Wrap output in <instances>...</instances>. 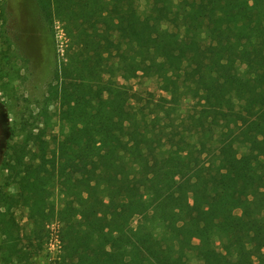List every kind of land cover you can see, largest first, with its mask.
Returning a JSON list of instances; mask_svg holds the SVG:
<instances>
[{"label":"trees","instance_id":"1","mask_svg":"<svg viewBox=\"0 0 264 264\" xmlns=\"http://www.w3.org/2000/svg\"><path fill=\"white\" fill-rule=\"evenodd\" d=\"M140 1L37 0L66 39L43 100L61 137L51 150L37 117L23 124L7 211L21 199L35 225L46 219L52 166L73 204L58 214V264H264L262 0ZM139 74L167 94L148 114L104 81Z\"/></svg>","mask_w":264,"mask_h":264},{"label":"rangeland","instance_id":"2","mask_svg":"<svg viewBox=\"0 0 264 264\" xmlns=\"http://www.w3.org/2000/svg\"><path fill=\"white\" fill-rule=\"evenodd\" d=\"M262 3L264 5V0ZM140 7L141 10L144 8L143 0ZM52 21L50 24L45 20L37 0H0V217L6 214V219L14 220L13 240H10L12 251L6 242L7 235L0 230V264H58L63 226L58 214L67 205H73L71 198H64L61 192L63 176L57 173L56 167L49 166L54 174L44 199L46 219L35 225L29 218V209L20 201L21 197L19 201H12L9 211L6 208V202H11L9 196L20 192L16 170L10 171L5 163L18 155L13 147L22 140L23 124H29L37 117L36 125L45 128L51 150L56 145L54 138L61 137L57 104L45 107L43 103L48 86L65 58L63 25L57 18ZM104 81L127 88L136 95V108L147 114L157 108L154 103H163L162 99L167 97L155 78L141 74L132 79L105 77ZM192 105L191 100L184 101L172 116H185ZM78 166L71 165L70 168L77 169ZM139 222L137 215L131 219L133 227Z\"/></svg>","mask_w":264,"mask_h":264},{"label":"built area","instance_id":"3","mask_svg":"<svg viewBox=\"0 0 264 264\" xmlns=\"http://www.w3.org/2000/svg\"><path fill=\"white\" fill-rule=\"evenodd\" d=\"M54 241H55V245H56V247L58 248V244H59V241L57 240V235H55V239H54ZM52 242H53V240L50 242V247L52 246L53 247V245H52ZM51 247V248H52ZM60 247V246H59Z\"/></svg>","mask_w":264,"mask_h":264}]
</instances>
